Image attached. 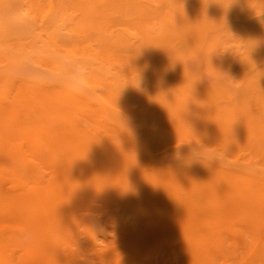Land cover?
Returning a JSON list of instances; mask_svg holds the SVG:
<instances>
[{"label": "rangeland", "instance_id": "rangeland-1", "mask_svg": "<svg viewBox=\"0 0 264 264\" xmlns=\"http://www.w3.org/2000/svg\"><path fill=\"white\" fill-rule=\"evenodd\" d=\"M0 1H4V0H0ZM34 1L35 2L37 1L35 7L30 5L31 0H18V2H20L19 5L17 4L16 0H15V2H14V0H5L4 2H0V14L3 13L2 15H0V21L3 22L2 23L3 25L7 24V21L11 22L12 23V29L17 31V32H14V30H12V32H14V34L12 32H10L12 34L7 35L8 36V37L6 36L7 38L5 37L6 39H8L9 37L11 39L8 41H6V39H5V42H4V44L6 43L5 46L8 43V47L11 48V47H13V44H15V43H16V45L20 46L21 45L20 43L25 42L24 44L22 43L24 46L23 45L20 46V49H21V47H23L24 50L21 49L18 51L19 47L15 45L13 47L14 49L13 48L11 50L9 48H8L9 50L5 49L7 52H9V53H7V52H4L5 50L1 51L2 49L0 48V52H2V54H3V55H0V56H3V57H1V59H4V60L0 59L1 60L0 61V67H1L0 72H2V74H3V71L5 72V75L4 74L2 75L0 73V78H1L0 80H3L4 77H6V76L12 77L13 75H16V73H17L16 77L13 76L14 80L12 77L11 84L9 85L10 88L8 86V90L4 92L5 94L4 93L0 94V117H2L1 114H3L4 115L3 117H5L7 120L9 119L10 123L15 122V121L18 123L20 121L18 128L16 129V132H15L16 137L12 141V143L15 146H16V144H18L16 147L20 153L23 151L21 153V158H20L21 161L23 159V161H22L23 164L21 163L17 166V169L19 168L18 171H20V172L15 171L16 172L15 173L12 171H5L3 174L0 175V182L3 185H5L6 182L22 175L23 173H24L23 176L29 178L31 181L37 180L40 183H47L50 181L49 171L46 170L43 162L40 159H37L36 157H34L32 155V153L30 152V148L28 146V142L26 140H24L23 135H22V132H24V128L26 127V124H24V123L27 120L26 118H23V117H27L28 113L22 112L20 114L17 113V115H15L16 114L15 111L17 110L16 108L18 107V104L20 103L19 96L16 95V97H15V94H18L20 88L22 89L23 87L24 88H30L31 87L33 89H38V90L39 89L40 90H48L51 87L54 88L56 85L57 86L61 85L66 80L74 81V80H77L78 78L84 79V83H86L85 84V86H86L93 79V74H94L93 71L94 72L98 71L100 74H104L107 84L109 83L105 87L104 86L101 87L102 95L104 94L105 97L106 96L109 97V94H113L112 96H116V95H119V93H121V91L123 89H125L128 92L129 91L132 93L134 92L133 94L136 95V98L140 99L139 102L142 103L143 105L135 107L131 112H128L126 115L124 114V115H120V116H118L117 110H112L113 112L111 111L110 113L114 116H113V118L109 119L112 123L109 120H106V122H104L103 119H101V118H95L97 115V112L93 108H92L93 110L91 108L90 109L88 108V110H84L86 112L85 114L75 113V112L69 111L68 114H69L72 122L73 121L75 122V127L82 126L86 129L89 128L88 129L89 133L93 134L97 141H99L101 144H103L106 149L112 150L116 154L113 157L104 156L100 159H97V158L91 159L87 162V164H98L99 163L102 166L105 165V166H108L110 168L113 167L115 175L117 177H119L120 180L126 181L127 179H130L131 177L133 180H135L136 178L140 177L141 174L145 173V170L141 167L140 160L130 150L131 149L130 146L122 138H120L119 133L117 131H115V127L116 126H122V128H124V126L130 125L132 128L135 129V131L138 133L139 136L143 135L146 137V149H147L146 150L147 151V153H146V166H147L146 167V170H147L146 171V177H148V178H146L147 179L146 180V185H147L146 186V202H144V200H135L134 202L128 201L127 204L121 202L119 204L112 206V210H110V211L111 212L113 211L112 212L113 214H115V215L117 214L116 216L119 219H122L126 224H129L130 226L134 225L133 218L136 215V212L138 209H140V211L144 210V209H148V210H146V220L150 221L149 223H152L155 225L161 220V218L163 216V212H167L169 215H173L175 217L176 223H177V221L178 222L181 221L182 217L190 209L191 210L194 209V211L196 209L199 210V211H197V210L195 211L197 214L202 211L201 212L202 215H205V212H206V215H209L208 211L210 214H213L214 212H215V214L216 213L223 214L226 219L222 218V220L220 222H221V225H223V227L224 226L226 227V228L224 227L226 230L225 229H224L225 231L222 230V233L221 232L219 233L217 240L213 241V242H216V244L213 243L211 246L208 247L207 252H209L210 255H209V253L207 254V257L204 259L205 263L203 261V264H207V262H208V264H212V261H213V264H240V263L245 264V260H246L247 256H249V255L254 256L252 258V264H260L261 262H258V260L255 258V256H256L255 253H257L256 252L257 251L256 250L257 244H260V247H262V246L264 247V228H263L264 227L263 226L264 225V218H262V216L264 215V211H263L264 210V200H263L264 199V181H262V180H264V177L261 176V174L264 173V168H263L264 167V155H263L264 154V139L260 140L262 137L264 138V136H263L264 135V127H263L264 126L263 125L264 124V113H262V112H264V97H263L264 96V60H263L264 59V44H263L264 43V23H263L264 22V0H241V1L240 0H237V1L236 0H228V2L231 5L227 2V0H203L204 2H202V4H200L202 0H188V2H187V0L186 1L185 0H183V1L182 0H175V2H174V0H162V3H161V0H149V1L148 0H141V1L135 0L136 2L140 1V3H138L139 5H137V3L135 1H134L135 3H132L133 0H127V2H126V0H124V2H123V0H108L107 3H106L107 0H103L105 5L102 2V0H98V1L97 0L96 1H94V0H57V1L53 0L54 5L50 9H49V5L51 3V0H33V2ZM118 1H119V3H118ZM171 1H173V2H171ZM192 1H194L193 4H190V3H192ZM199 1H200V3H197ZM93 2H95V4H93ZM96 2H98V3H96ZM159 2L162 4V6H161V4H159ZM206 2H208L209 4ZM237 2H238V4H236ZM65 3H67V4L64 5ZM157 3H158V6H156ZM170 3H171V5H169ZM188 3H189V5H187ZM121 4L123 6H121ZM227 4H229L230 6ZM239 4H241V5H239ZM58 5H59V7H58ZM92 5H93V7H92ZM99 5H100V8H99ZM184 5H186V6H184ZM237 5H239L238 6L239 10H238V7L236 10ZM19 6H22V8ZM120 7H121V11L119 12ZM122 7H124V8H122ZM18 8H20L21 10ZM125 8L127 10H125ZM183 8H185L186 12H184ZM57 9L60 11V13ZM99 9H101V10H99ZM122 9H124V10H122ZM13 10H15V11H13ZM90 10H92L94 12H92ZM128 10H130V11H128ZM142 10L144 11V13L142 12ZM167 10L169 11V14H168ZM235 10H236V12H235ZM111 11H113V12H111ZM145 11H147L148 14L150 12V14L149 15L146 14ZM156 11H158L157 14H156ZM163 11H165V12H163ZM208 11H209V13H208ZM26 12L27 13L29 12V13L27 14ZM105 12H107V13H105ZM129 12L133 18L128 14ZM177 12L178 13L183 12V13H181L183 16H181L180 14H177ZM206 12H207V15L205 14ZM210 12L212 14L213 13L216 14V16L213 15V16H215V17H213ZM92 13H95V14L92 15ZM121 13H122L123 17H121ZM133 13L135 16L133 15ZM217 13H218V15H217ZM102 14H103V16H102ZM116 14H118V16ZM123 14H125V15H123ZM144 14H146L147 16H145ZM219 14L221 16H219ZM28 15H30L31 17ZM128 15L130 16L131 19L128 18L129 17ZM152 15L155 16L156 20L153 19ZM34 16H38L39 19L37 18V20H36V17L34 18ZM41 16H44L43 20H42ZM95 16L97 17V19L95 18ZM138 16H139V18H138ZM148 16H150V18L151 17L152 18L149 19ZM180 16H181V18H179ZM237 16H239V18ZM240 16H241V18H240ZM142 17H145V18H143L144 20H146V19L148 21L152 20V19L153 20L148 22V23H147V20L138 22L140 19L142 20ZM166 17L171 18V19L173 18L172 20L170 19L173 25L170 24V22H168L169 20ZM248 17H249V19H248ZM46 18H50V19L52 18V19L51 20L48 19L49 20L48 21V20H45ZM232 18H234V19L232 20ZM237 18H238V20H237ZM32 19H34V20H32ZM84 19L86 20V22H84L85 21ZM177 19H180V21L178 20L179 21L178 22ZM39 20H40V22L42 21L41 24H40ZM99 20H101V21H99ZM161 20H163V21H161ZM227 20H228V22H227ZM230 20H231V23H232V21H233V23H235L236 21L239 22V20L241 23L239 25V23L236 22V24H233V26H234V28H233L231 23H230ZM234 20H236V21H234ZM243 20H245V21L243 22ZM78 22H80L81 24ZM143 22H144V24H143ZM167 22L170 24V26H169V24H167ZM48 23H50L48 25V27H45ZM84 23H86L87 26ZM78 24L80 25V27ZM259 24H261V25H259ZM26 25H28V27H30V28H28ZM51 25L53 26L52 30H50L52 28ZM149 25L151 26V28ZM19 26H22V28ZM225 26H227V28ZM243 26H244V28H243ZM26 27H27V29H26ZM140 27H143V28L145 27L146 29L145 28L144 29L146 31H144L143 28L140 29ZM153 27H155V29H153ZM163 27H164V29H163ZM165 27H168V28L165 29ZM170 27L173 31H171V29L169 30ZM179 27H180V29H179ZM229 27H232V29ZM74 28H76V30H73ZM225 28H226V30H225ZM149 29L152 30L153 32H151ZM32 30H35V33H34V31H33V33H31ZM161 30L163 31L162 33H161ZM177 30H179V31L177 32ZM46 31H48L47 35L44 34ZM120 31L123 33V36L121 33H119ZM142 31H144V32H142ZM102 32H104V33H102ZM110 32H111V34H110ZM115 32H118V34H115ZM30 33H31V35H34L35 38L32 39L33 36H31ZM71 33H73V34H71ZM161 34L162 35L164 34V36H162ZM231 34H234L233 37L236 36V38H232ZM229 35H230V37H228ZM22 36H24V37H22ZM63 36H66V37H63ZM226 36H227V38H226ZM60 37H63V38H60ZM114 37H115V40H114ZM12 38H14V39H12ZM118 39H120V40L118 41ZM150 39L153 43H155V45H159L160 47L159 46L156 47L150 41ZM187 39H190V40H187ZM234 39L237 41L235 42ZM257 39H260V40L257 41ZM51 40L56 44L55 46L52 44ZM111 40H114V41L117 40V41L114 42ZM185 40H187V41H185ZM255 40L257 43H259L260 46L257 45ZM20 41H22V42H20ZM98 41H101V42H98ZM184 41L186 43H184ZM17 42L19 44H17ZM117 42H120V43H117ZM50 43H51V46H50ZM105 45L107 47L106 48L107 50L105 49ZM119 45H121V46H119ZM124 45H126V47ZM38 46H39L40 50L39 49L37 50ZM177 46H179L178 48H181V49L178 50ZM17 47H18V49H16ZM145 47L152 50V52L150 50H147V49L144 50ZM6 48H7V46H6ZM129 48H132V49H129ZM141 48H143V49H141ZM153 49H154V51H153ZM231 49H233V50H231ZM254 49H255V51H254ZM22 50H23V52H22ZM25 50H27V51H25ZM113 50H114V52H113ZM156 50H158V51L163 50L164 54L161 52H157ZM165 50H166V52H165ZM14 51H16V52H14ZM179 51H181V52L179 53ZM252 51H254L255 53ZM54 52L56 54H54ZM168 52H169V54H168ZM231 52H233V55H231L232 54ZM5 54L8 55V57ZM46 54H47V56H46ZM50 54L51 55L53 54L55 56L54 57L55 59L53 58V55L51 58ZM28 56H30V59ZM66 56H67V58H66ZM82 56H83V59H82ZM241 56H243L244 58L243 57L241 58ZM254 56L256 59L254 58ZM5 57H7V58H5ZM16 57H18V59H15ZM61 57H63V58H61ZM163 57H164V60L162 59ZM228 57H230V58H228ZM20 58H21V60H19ZM91 58H93V59H91ZM61 59H62V61H61ZM63 59H65V60L63 61ZM85 59H87L88 62ZM166 59H168V62H166ZM226 59H227V61L230 60V62H227ZM242 59H244V60L246 59V61H244ZM178 60H180V61H178ZM8 61H11V62L8 63ZM15 61L18 62V64H16ZM51 61H56L54 66L52 65ZM255 61H256V63H254ZM234 63L236 65H234ZM232 65H233V67H232ZM244 65H246L245 68H244ZM168 66L169 67L171 66V67L169 68ZM251 67H253V68H251ZM77 68H78V70H77ZM96 68H99V69H96ZM243 68H244V70H243ZM54 69L56 71L53 72ZM226 69L227 70L229 69V70L227 71ZM231 69H232V71H231ZM44 70H45V72H44ZM76 70H77V72H75ZM187 70H189V72ZM62 72L67 73V78H65V75L61 74ZM190 72H191V74H190ZM197 72H198V74H197ZM237 72H239V73H237ZM241 72H242V74H241ZM253 72H254V75L252 74ZM6 73L9 75H7ZM40 74H41V77H47V79L39 77ZM47 74L49 76L50 75L54 76V78L51 79L50 78L51 76L49 77V76H47ZM193 74L196 76H193ZM262 74H263V76H262ZM70 75H72L73 77H76V78L74 79L72 76L70 77ZM170 75L173 77H170ZM181 75H182V78H181ZM198 75H199V77H198ZM218 75H219V77H218ZM255 75L257 78L254 77ZM25 76L29 77V78H25ZM178 76H179V78H178ZM258 76L259 77L262 76L261 77L262 79L259 80L260 78ZM49 78L53 81H50ZM167 78H168V80H165ZM247 78L249 80H247ZM60 79H61V82H60ZM180 79L182 82H180ZM192 79H196L199 81H196V80L193 81ZM257 79H258V82H260L261 84L256 82ZM55 80H59V81H57L58 83L55 82ZM186 80L188 82H185ZM189 80H190L191 84H189ZM201 81L204 85L199 84ZM183 82L186 84L184 85ZM195 82L196 83L198 82L197 85ZM27 84L29 87L27 86ZM168 84L170 87L166 86ZM194 85L196 86V88ZM88 86L89 85H87V87ZM186 86H187V88H186ZM165 87H169V88L167 89ZM192 87H193V89H192L193 91L190 90V88H192ZM204 88H206V89H204ZM135 89L138 91H136ZM185 89H188L191 92L188 90L186 91ZM108 90H112L114 93L112 91H110L111 92L110 93ZM198 90H200L201 93H199L200 91H198ZM208 91H210V93ZM217 91H219L221 94H218L219 92H217ZM193 92H195V94ZM214 92H216L217 94H215ZM183 93H185V94H183ZM189 93H190V95H188ZM197 93H198V97L201 100L198 97L197 98L195 97V96H197L196 95ZM205 95L209 96V97H207L208 101L206 99H204L206 97ZM153 97H154V99H153ZM116 99H117V97H116ZM172 99L177 100V101L179 100V102L185 101L184 103H186V104L183 105V102L182 103L178 102L179 104H181V105H179L177 103V101L175 103V101L173 102ZM181 99H182V101H181ZM195 99H198L199 101L198 100L195 101ZM119 101L117 103H119ZM156 101H157V103H156ZM204 101L206 102V103H204V105L207 106V109H206V106H203ZM161 103H164L165 105L161 104ZM156 104L159 105L158 107L160 109H158ZM190 104L191 105L193 104L192 107ZM211 104L214 105V107L215 106L216 107L214 108ZM161 105H163V106H161ZM174 105L178 106L179 108L175 107ZM12 107H14V108H12ZM149 108H151L150 111H149ZM152 108L153 109L155 108V110H153ZM253 108H254V110H252ZM185 109H187V111ZM176 110H178V111H176ZM212 110H214V111H212ZM216 110L217 111L220 110L221 115L219 114V111L217 113L219 115H217ZM240 110H242L244 112H241ZM245 111H248V112L245 113ZM250 111L252 112V115H251L252 119L249 116L251 113ZM94 113H96V114H94ZM242 113L243 114L245 113L244 117H243V115L241 116ZM142 114H146V118H147L146 124H141L140 121L136 120L137 116H140ZM155 114L157 115V117ZM161 114H162V117H161ZM192 114H194V115H192ZM14 115H15V117H14ZM177 115L179 116V119H177L178 118ZM199 115L202 117H200ZM130 116H131V118H130ZM212 116H214L216 119L214 120V117L211 119ZM87 117L98 120V121H102V123L98 126L99 129L96 128V130H94L95 129L94 126L91 125L92 123L87 120ZM155 117H156V119H155ZM190 117L193 119H197V121L193 120V119H191L189 121ZM236 117H238V119H235ZM15 118H16V120H15ZM152 120L155 121V123L154 122L152 123ZM182 120L183 121L185 120V121L180 123L179 121H182ZM186 120H188L187 121L188 124L186 123ZM243 120L245 122L249 123L248 128L245 127L247 125L246 123L242 124V123H244ZM249 120H250V122H249ZM218 121H220L222 123L225 122V123L221 125V123ZM69 122H71V121L69 120L67 123L61 122V124H60V122L59 123L54 122L53 125H51L49 128H47L49 130L46 129V131H44V133L42 135L43 137L45 136L44 140L46 141V142L43 141L46 145L45 144L42 145L43 146L42 149L44 150V152L51 149V148H54L55 146H61L62 147L63 145H65L67 143L66 137L69 134H71L70 128L74 127V125L71 126V124H73V123H69ZM119 122H120V124H119ZM171 122H173V123H171ZM202 122H204V124ZM210 122H211V124H210ZM55 123L58 125L56 126ZM190 123H192V124H190ZM135 124H137V125L135 126ZM212 124H214L216 126V128H214V126ZM216 124H218V125H216ZM225 124H226V127L224 126ZM154 125H156V126H154ZM184 125H187V126H184ZM210 125H212V126H210ZM237 125H238V127H236ZM239 125H240V127H239ZM87 126H89V127H87ZM91 126H93V127H91ZM196 126L198 128H196ZM206 126H208V127H206ZM110 127H112V128H110ZM180 127H182V128H180ZM210 127H212V130H214L215 133H214V131H212L210 129ZM242 128H244V130ZM20 129L23 131L20 132ZM174 129H175V131H174ZM97 130H99V131H97ZM185 130H187L188 133ZM218 130H219V132H218ZM178 131H180V132L182 131V132L180 133ZM184 131L186 132V134ZM200 131H202L203 133ZM221 131H223V132H221ZM241 132H242L243 136H241V134H240ZM248 132L250 134H248ZM244 133H246L248 136H246V135L244 136ZM48 135L50 136V138L47 137ZM214 135H216V136H214ZM187 136H189L190 138ZM195 136H196V138H194ZM259 136H261V137H259ZM235 137H237V139H235ZM251 137H253V139ZM191 138H192V140H191ZM197 138L199 141L197 140ZM200 138H201V140H200ZM218 138L221 140H219ZM222 138H224L225 140ZM243 138H245V139H243ZM249 138L251 139V141ZM120 139H121L122 144H120V142H119ZM242 139H243V142H242ZM52 140L54 142H52ZM184 140L186 141V143ZM116 141H117V143H116ZM148 141H151V144H153V142H155L153 145L154 146L153 148L155 150H153V148L151 149L152 146L150 145V143ZM209 141H211V142H209ZM212 141L215 142V144ZM232 141H235V143H237V144L239 143V141H241L242 144L239 143L238 145H236V144H233ZM50 142L52 143V145L54 144L55 146L53 145V147H52L50 145L51 144ZM144 142L145 141H143V143ZM187 142H188V144H187ZM59 143H60V145H58ZM147 143L149 145H147ZM157 143H158V146H157V148H155ZM189 143H190V145H189ZM198 143H200V144H198ZM118 144H120L121 147L123 146L122 149H121L120 145L118 146ZM176 144H178V145H176ZM179 144H180V146H179ZM48 145L50 146V148L48 147ZM188 145H189V147H188ZM192 145H195L196 147L193 146L194 147L193 148ZM198 145H199V148H197ZM124 146L127 148H125ZM20 147H22V148H20ZM179 147H181V148H179ZM214 147H217V148H214ZM118 148L120 149L121 152L119 151ZM186 148H187V150H186ZM191 148L195 151H193ZM227 148H228V150L226 151ZM203 149H206V150H203ZM212 149H214V150H212ZM224 149H225V151H224ZM126 150H128V151H126ZM152 150L155 153H153ZM165 150H167V151H165ZM207 150H208V152H206ZM220 150L224 151V153H222V151H220ZM157 152L159 155L157 154ZM161 152H164V153H161ZM195 152H197L199 155L195 154ZM227 152H229V154ZM252 152L254 153V155ZM173 153L177 154V156H175ZM183 153H184V155H183ZM208 153H209V155H208ZM147 154L151 155V157L150 156L148 157ZM153 154H154V156H152ZM214 154H216L218 157H216V155H214ZM168 155H169V157H167ZM202 155H204V156L207 155L208 157L207 156L203 157ZM249 155H251L250 159H249ZM209 157H211V158H209ZM247 157H248L249 161L246 160ZM126 158H129V160ZM184 158H186L187 160ZM216 159L218 161L215 162ZM221 159H223V160H221ZM127 160H128V162H127ZM194 160L197 162L193 163V162H195ZM204 160L207 162V164ZM135 161H137V162L134 163ZM181 161L186 163V164L182 163ZM202 162H203V165H202ZM218 162H222V163L219 164ZM148 164H149V166H148ZM176 164H177V166H176ZM204 164H205V167H204ZM229 164H230V166H229ZM233 164H235V165H233ZM132 165H134V168H132L133 167ZM138 165H140V166H138ZM154 165H158V167L157 166L155 167ZM260 165H263V167ZM257 166L259 167V171L257 170L258 169ZM20 167H22L23 169ZM136 167H138V168L136 169ZM247 167L250 169H248ZM174 168H175L176 172L173 170ZM156 169H158V170L160 169V171L163 172L162 184H160V185L159 184L155 185L153 183V180H151V179L155 178V176L158 172V170H156ZM251 169H253V172ZM260 169L263 171V173H262V171H260ZM126 170L127 171L129 170V171L127 172ZM223 170L225 172H223ZM149 171L151 174H148ZM186 171L188 174L190 172H192V174L191 173H190V175L185 174ZM21 172H23V173H21ZM233 172H235V173H233ZM242 172L244 174H242ZM195 173H196V175H193ZM34 174L36 176H34ZM169 174H171L170 178H172V179H169ZM129 175L131 177H129ZM176 175L179 177H177ZM201 175H203V176L201 177ZM236 175H238V176H236ZM245 175H247V176H245ZM258 175H260V176H258ZM187 177H188V179H187ZM189 178L190 179L192 178V179L189 180ZM230 178L232 179L231 181L229 180ZM182 179H184V180H182ZM186 179H187V181H185ZM166 180L173 185L170 184L171 185L170 186ZM148 181L152 182V183H150V184L148 183L149 184L148 185L147 184ZM184 181L186 183L187 182H190V183L186 184ZM212 181H213V183H212ZM219 181L220 182L222 181L223 184L225 183V185H223ZM176 182H179V183H176ZM209 182H211V184H209ZM164 183H168V184H164ZM163 184H164V186H163ZM184 184L189 185V186L186 187V185H184ZM196 184H198L199 187H197ZM193 185H195V186H193ZM76 186H77V189H82L83 185L81 184V182H78L74 185L75 188H76ZM5 188L8 191L12 190L10 188V186H8V185H5ZM187 188H188V191L186 190ZM153 189H154V191H153ZM121 190L126 193L127 191H129V188L126 187V185H124L121 187ZM199 191H201V192H199ZM128 194L131 196L130 192H128ZM187 194H189L191 197ZM259 194L261 195L262 200H261V197ZM203 195H205V196H203ZM201 196H203L204 200L201 198ZM135 197H136V195H134L131 200H133ZM154 197H156V198H154ZM192 197L195 199H193ZM147 198H149V199H147ZM150 198H152V199L154 198L153 201H155V202H151L152 199H150ZM208 198H212V199L209 200ZM214 199H215V201H214ZM92 200H94L93 204L98 209L99 208L102 209L103 212L109 211L108 206L106 204H104L101 199L92 198ZM196 200L198 202H195ZM257 200H259V202H261V203H259ZM147 201H149L150 203ZM209 201L212 204V206L209 203ZM203 202H204V205H206V206H204L202 204ZM236 202H238V203H236ZM239 202L242 204V206L245 205L244 206L245 208L242 207L241 205H239L240 206V208H239L238 207V204H240ZM196 203L199 205L196 206ZM145 204H146L147 208L144 207ZM164 204H166L167 206H165ZM259 204L263 208L256 207V206H259ZM149 205L151 208L149 207ZM200 205L203 206L207 211L205 209L204 210L200 209L201 208ZM209 205L214 209L210 208ZM214 205L216 206V210H215V207H213ZM234 205L236 207H234ZM189 207H191V208H189ZM197 207H199V208H197ZM126 208H127V210H126ZM184 208H186V209H184ZM125 210L128 212V214H127V212H125ZM153 210L155 212H153ZM210 210H212V211L210 212ZM218 210L221 212H219ZM230 211L236 212V213L231 214ZM203 212H204V214H203ZM238 212H240L241 214L244 213V215H241ZM129 213H131V214H129ZM245 213H247V214L245 215ZM201 214H199V215L201 216ZM255 214H257V216ZM94 215H95L97 220L99 219L103 222L104 225L106 224V217L98 214L100 216V218H99V216L97 214H94ZM232 215L235 217H233ZM248 216H250V217H248ZM128 217H129V219H128ZM255 217H256V219H255ZM224 220H225V222H224ZM252 220H255V221H252ZM222 221H223V223H222ZM250 221H252V222H250ZM256 221L258 223L260 222V224L263 223V225L261 224L263 227L259 226L260 228H258L259 224ZM227 222H228V224H231L232 228L234 227L236 229H234V228L232 229L230 227V225L229 226L226 225ZM229 222H231V223H229ZM245 222H248V223L250 222L249 223L250 226L248 223H245ZM201 223H202V221H201ZM241 223H243V224L245 223V224L243 225ZM252 223L255 224L256 226H254ZM184 225L188 230L193 229V223L187 222V223H184ZM202 225L203 226L205 225L204 222L201 224V226ZM107 226H108L107 227L108 232L112 233V226L109 224ZM191 226H192V228H189ZM227 227H228V229H227ZM203 228L207 229L206 226H204ZM242 229H244V230H242ZM157 231H158V228H156V226H154V225L148 226L147 225L146 229L144 230V235H146L147 238H150V236L152 238L154 236V234H156ZM229 231H231V233H229ZM235 232L236 233L238 232L239 234H236ZM14 233H16L15 230H14ZM223 234H225L226 236ZM242 234H244V235H242ZM226 237L228 239H225ZM239 239L241 241H239ZM235 243H236V245H235ZM244 243H247V244L249 243L248 247H247V244H244ZM224 244H225V247H224ZM229 244L231 247L229 246ZM213 245H215V246H213ZM79 246H85V244H84V241L82 239L81 234H79V231H78V234L76 235V237H74L72 240L69 241V247H70V250L74 254H78V247ZM219 246H221V247H219ZM223 248H225V249L223 250ZM226 252L228 253V256H227ZM212 257H214V258H212ZM189 259H190V253L188 251H181V252H178L176 254L170 255V257L168 258V263L169 264H190ZM93 261L98 263V264L100 263L98 259H93Z\"/></svg>", "mask_w": 264, "mask_h": 264}, {"label": "bare ground", "instance_id": "bare-ground-1", "mask_svg": "<svg viewBox=\"0 0 264 264\" xmlns=\"http://www.w3.org/2000/svg\"><path fill=\"white\" fill-rule=\"evenodd\" d=\"M5 1V0H4ZM4 1H0V2H4ZM17 1V4L19 5L20 2ZM57 1V0H56ZM96 1V0H94ZM98 1V0H97ZM135 0H133L132 3ZM141 1V0H140ZM136 2L137 5H139ZM149 1V0H148ZM183 1V0H182ZM186 1V0H185ZM237 1V0H236ZM241 1V0H240ZM15 2V0H14ZM37 2V1H36ZM36 2L33 0H31V6L35 7L36 6ZM65 2V1H64ZM103 2V0H102ZM108 2V0L106 1V3ZM124 2V0H123ZM127 2V0H126ZM166 2V1H165ZM173 2V1H171ZM175 2V0H174ZM188 2V0H187ZM194 1H192L193 4ZM196 2V1H195ZM202 2H204L203 0L197 3L202 4ZM226 2V1H225ZM228 2V0H227ZM239 2V1H238ZM238 2L236 4H238ZM88 3V2H87ZM98 3V2H96ZM104 3V2H103ZM102 3V4H103ZM119 3V1H118ZM162 3V0H161ZM159 2V4H161ZM177 3V2H176ZM189 3L187 5H189ZM208 3V2H206ZM229 3V2H228ZM246 3V2H245ZM244 3V4H245ZM67 3H65L64 5H66ZM89 4V3H88ZM93 4H95V2H93ZM123 4V3H122ZM121 4V6H123ZM126 4V3H125ZM153 4V3H152ZM209 4V3H208ZM230 4V3H229ZM227 4V5H229ZM233 4V3H232ZM243 4V5H244ZM21 5V4H20ZM54 5V1L51 0V3L49 5V9L51 7H53ZM60 5V4H59ZM58 5V7H59ZM87 5V4H86ZM101 5V4H100ZM99 5V8H100ZM105 5V3H104ZM108 5V4H107ZM134 5V4H133ZM132 5V6H133ZM171 5V3L169 4ZM178 5V4H177ZM199 5V4H198ZM231 5V4H230ZM229 5V6H230ZM241 5V4H239ZM236 6V10L237 7ZM81 6V5H80ZM85 6V5H84ZM96 6V5H95ZM128 6V5H127ZM158 6V3L157 5ZM160 6V5H159ZM162 6V4H161ZM181 6V5H180ZM186 6V5H184ZM22 8V6H19ZM66 7V6H65ZM68 7V6H67ZM91 7V6H90ZM93 7V5H92ZM104 7V6H103ZM109 7V6H108ZM126 7V6H125ZM170 7V6H169ZM168 7V8H169ZM232 7V6H231ZM2 8V7H1ZM26 8V7H25ZM63 8V7H62ZM102 8V7H101ZM110 8V7H109ZM119 8V7H118ZM124 8V7H122ZM127 8V7H126ZM125 8V10H127ZM161 8V7H160ZM182 8V7H181ZM206 8V7H205ZM220 8V7H219ZM226 8V7H225ZM249 8V7H248ZM3 9V8H2ZM20 9V8H18ZM68 9V8H67ZM84 9V8H83ZM106 9V8H105ZM137 9V8H136ZM184 12L185 11V8ZM211 9V8H210ZM21 10V9H20ZM58 10V9H57ZM101 10V9H99ZM112 10V9H111ZM124 10V9H122ZM159 10V9H158ZM205 10V9H204ZM235 10V12H236ZM239 10V7H238ZM245 10V9H244ZM11 11V10H10ZM15 11V10H13ZM17 11V10H16ZM23 11V10H22ZM59 11V10H58ZM92 11V10H90ZM89 11V12H90ZM117 11V10H116ZM121 11V7L119 12ZM130 11V10H128ZM132 11V10H131ZM168 11V10H167ZM4 12V11H3ZM8 12V11H7ZM94 12V11H92ZM113 12V11H111ZM123 12V11H122ZM127 12V11H126ZM125 12V13H126ZM142 12L144 13V11L142 10ZM141 12V13H142ZM146 14L147 11H145ZM158 11H156L157 14ZM165 12V11H163ZM172 12V11H171ZM212 12V11H211ZM210 12V13H211ZM230 12V11H229ZM241 12V11H240ZM16 13V12H15ZM27 13V12H26ZM29 13V12H28ZM27 13V14H28ZM47 13V12H46ZM60 13V11H59ZM107 13V12H105ZM142 13V14H143ZM173 13V12H172ZM181 13L183 12H177V14H180L181 16H183ZM209 13V11H208ZM225 13V12H224ZM3 14V13H2ZM0 14V15H2ZM12 14V13H11ZM48 14V13H47ZM95 13H92V15ZM104 14V13H103ZM102 14V16H103ZM130 15V12L128 13ZM146 14H144L145 16H147ZM150 14V12H149ZM148 14V15H149ZM155 14V15H156ZM169 14V11H168ZM207 15V12L205 13ZM212 14V13H211ZM235 14V13H234ZM233 14V15H234ZM244 14V13H243ZM25 15V14H24ZM44 15V14H43ZM90 15V14H89ZM106 15V14H105ZM111 15V14H110ZM118 16V14H116ZM125 15V14H123ZM127 15V14H126ZM128 15V16H129ZM134 15V13H133ZM143 15V16H144ZM209 15V14H208ZM216 14H212V16ZM218 15V13H217ZM5 16V15H4ZM27 16V15H26ZM30 16V15H28ZM91 16V15H90ZM131 16V15H130ZM130 16L128 18H130ZM135 16V15H134ZM153 16V15H152ZM172 16V15H171ZM181 16L179 18H181ZM202 16V15H201ZM211 16V17H212ZM213 16V17H215ZM219 16H221L219 14ZM247 16V15H246ZM31 17V16H30ZM36 17V20L38 18V16H34V18ZM42 20L44 19V16H41ZM48 17V16H47ZM88 17V16H87ZM86 17V18H87ZM107 17V16H106ZM121 17L122 13H121ZM132 17V16H131ZM149 19L150 16H148ZM168 17V16H167ZM166 17V18H167ZM218 17V16H217ZM235 17V16H234ZM239 18V16H237ZM3 18V17H2ZM95 18L97 19V17L95 16ZM101 18V17H100ZM133 18V17H132ZM135 18V17H134ZM137 18V17H136ZM139 18V16H138ZM142 17V20L140 19L138 22L141 21H146L144 20ZM176 18V17H175ZM237 18V20H238ZM241 18V16H240ZM246 18V17H245ZM39 19V18H38ZM50 18H46L45 20H48ZM52 19V18H51ZM50 19V20H51ZM83 19V18H82ZM81 19V20H82ZM91 19V18H90ZM127 19V18H126ZM131 19V18H130ZM129 19V20H130ZM153 19H155V16H153ZM152 19V20H153ZM170 22V24H172L171 18H167ZM171 19V20H170ZM234 18H232L233 20ZM249 19V17H248ZM247 19V20H248ZM34 20V19H32ZM35 20V21H36ZM80 20V19H79ZM85 20V19H84ZM83 20V21H84ZM104 20V19H103ZM125 20V19H124ZM152 20H147V23L152 21ZM156 20V19H155ZM165 20V19H164ZM180 21V19H177V21ZM49 21V20H48ZM56 21V20H55ZM54 21V22H55ZM82 21V22H83ZM101 21V20H99ZM136 21V20H135ZM163 21V20H161ZM178 21V22H179ZM236 21V20H234ZM245 20H243L244 22ZM40 22V20H39ZM42 22V21H41ZM40 22V24H41ZM74 22V21H73ZM86 22V20L84 21ZM88 22V21H87ZM155 22V21H154ZM160 22V21H159ZM167 22V24H169ZM228 22V20H227ZM237 22V21H236ZM230 23L232 25V27L234 28L233 24ZM242 22V23H243ZM3 22L0 21V48L2 49L1 51H4L5 49L7 50L8 47V43H7V48L4 44L5 39L8 37L7 35L9 34H14L15 31L14 29H12V23L7 21V24H2ZM52 23V22H51ZM80 23V22H78ZM165 23V22H164ZM240 25V20L239 22ZM255 23V22H254ZM262 23V22H261ZM264 23V22H263ZM262 23V24H263ZM50 23H48L45 27H48ZM66 24V23H65ZM64 24V25H65ZM81 24V23H80ZM86 25V23H84ZM144 24V22H143ZM155 24V23H154ZM166 24V25H167ZM169 24V26H170ZM29 25V24H28ZM28 25H26L28 27ZM79 25V24H78ZM77 25V26H78ZM90 25V24H89ZM157 25V24H156ZM173 25V24H172ZM225 25V24H224ZM261 25V24H259ZM52 26V25H51ZM50 26V27H51ZM87 26V25H86ZM141 26V25H140ZM150 26V25H149ZM168 26V27H169ZM228 26V25H227ZM227 26H225L227 28ZM230 26V25H229ZM18 27V26H17ZM22 28V26H19ZM25 27V26H24ZM26 27V29H27ZM55 27V26H54ZM80 27V25H79ZM85 27V26H84ZM89 27V26H88ZM96 27V26H95ZM168 27H165V29H167ZM176 27V26H175ZM232 27H229L232 29ZM236 27V26H235ZM30 28V27H28ZM91 28V27H90ZM103 28V27H102ZM143 27H140V29H142ZM145 28V27H144ZM143 28L144 31H146ZM149 28V27H148ZM151 28V26H150ZM177 28V27H176ZM225 28V30H226ZM238 28V27H237ZM244 28V26H243ZM32 29V28H31ZM53 29V26L50 30ZM126 29V28H125ZM128 29V28H127ZM153 29H155V27H153ZM164 29V27H163ZM171 29V27L169 28V30ZM180 29V27H179ZM12 30H14V32H12ZM49 30V31H50ZM61 30V29H60ZM73 30H76V28H74ZM120 30V29H119ZM123 30V29H122ZM150 30V29H149ZM247 30V29H246ZM25 31V30H24ZM35 33V30H32L31 33ZM63 31V30H62ZM66 31V30H65ZM125 31V30H124ZM129 31V30H128ZM142 31V32H144ZM148 31V30H147ZM151 32H153L152 30H150ZM149 31V32H150ZM166 31V30H165ZM171 31H173L171 29ZM176 31V30H175ZM179 30H177L178 32ZM228 31V30H227ZM12 32V33H10ZM83 32V31H82ZM155 32V31H154ZM163 31L161 30V33ZM176 32V33H177ZM236 32V31H235ZM246 32V31H245ZM249 32V31H248ZM30 33V35H31ZM74 33V32H73ZM71 33V34H73ZM85 33V32H84ZM83 33V34H84ZM104 33V32H102ZM119 33L122 34L123 33L120 31ZM129 33V32H128ZM132 33V32H131ZM134 33V32H133ZM180 33V32H179ZM45 35L48 34V31H46L44 33ZM111 34V32H110ZM115 34H118V32H115ZM140 34V33H139ZM144 34V33H143ZM16 35V34H15ZM96 35V34H95ZM94 35V36H95ZM131 35V34H130ZM136 35V34H135ZM134 35V36H135ZM162 35V34H161ZM178 35V34H177ZM234 34H231L232 38H236V36L233 37ZM260 35V34H259ZM7 36V37H6ZM28 36V35H27ZM33 38H35L34 35ZM98 36V35H97ZM125 36V35H124ZM128 36V35H127ZM132 36V35H131ZM164 36V34L162 35ZM261 36V35H260ZM263 36V35H262ZM6 37V38H5ZM24 37V36H22ZM66 37V36H63ZM60 37V38H63ZM100 37V36H99ZM133 37V36H132ZM230 37V35L228 36ZM17 38V37H16ZM137 38V37H136ZM227 38V36H226ZM14 39V38H12ZM20 39V38H19ZM22 39V38H21ZM102 39V38H101ZM113 39V38H112ZM131 39V38H130ZM143 39V38H142ZM145 39V38H144ZM152 39V38H151ZM150 39V41H151ZM231 39V38H230ZM11 40L10 37L8 39H6V41ZM84 40V39H83ZM115 40V37H114ZM111 40V41H114ZM120 39H118L119 41ZM146 40V39H145ZM184 40V39H183ZM190 40V39H187ZM185 40V41H187ZM235 40V39H234ZM260 39H257V41ZM17 41V40H16ZM52 41V40H51ZM57 41V40H56ZM92 41V40H91ZM117 41V40H116ZM114 41V42H116ZM128 41V40H127ZM184 41V43H186ZM229 41V40H228ZM237 40H235L236 42ZM12 42V41H11ZM22 42V41H20ZM29 42V41H28ZM101 42V41H98ZM134 42V41H133ZM152 42V41H151ZM256 42V40H255ZM10 43V42H9ZM14 43V42H13ZM23 43V42H22ZM22 43H20L21 45H23ZM31 43V42H30ZM29 43V44H30ZM120 43V42H117ZM132 43V42H131ZM153 43V42H152ZM210 43V42H209ZM257 43V42H256ZM12 44V43H11ZM17 44H19L17 42ZM52 44L55 46L56 44L52 41ZM115 44V43H114ZM155 45V43H153ZM264 44V43H263ZM10 45V44H9ZM16 45L13 44V47ZM20 45V46H21ZM31 45V44H30ZM46 45V44H45ZM44 45V46H45ZM257 45H259V43H257ZM12 46V45H11ZM18 46V45H16ZM18 47L16 49L21 50L23 49V47H21L20 49ZM24 46V45H23ZM51 46V43H50ZM103 46V45H102ZM121 46V45H119ZM126 47V45H124ZM156 47L159 45H155ZM176 46V45H175ZM184 46V45H183ZM260 46V45H259ZM9 48L10 50L13 48ZM53 47V46H52ZM160 47V46H159ZM179 46H177L178 48ZM257 47V46H256ZM59 48V47H58ZM106 45H105V49H106ZM8 49V50H9ZM14 49V48H13ZM40 50L39 46L37 48V50ZM132 49V48H129ZM134 49V48H133ZM136 49V48H135ZM143 49V48H141ZM150 50L149 48H144V50ZM162 49V48H161ZM181 48H178V50H180ZM239 49V48H238ZM4 52H7V51ZM24 50V49H23ZM22 50V52H23ZM59 50V49H58ZM107 50V49H106ZM176 50V49H175ZM233 50V49H231ZM252 50V49H251ZM17 51V50H16ZM14 51V52H16ZM27 51V50H25ZM32 51V50H31ZM42 51V50H41ZM152 52V50H150ZM154 51V49H153ZM157 52H161L164 54V51H158ZM163 51V52H162ZM171 51V50H170ZM235 51V50H234ZM255 51V49H254ZM252 51V52H254ZM3 52V53H4ZM13 52V51H12ZM21 52V53H22ZM114 52V50H113ZM148 52V51H147ZM166 52V50H165ZM175 52V51H174ZM181 51H179L180 53ZM251 52V51H250ZM9 53V52H7ZM34 53V52H33ZM32 53V54H33ZM73 53V52H72ZM172 53V52H171ZM170 53V54H171ZM233 55V52H231ZM255 53V52H254ZM27 54V53H26ZM31 54V53H30ZM54 54H56L54 52ZM107 54V53H106ZM169 54V52H168ZM0 55H3L2 52H0ZM6 55V54H5ZM13 55V54H12ZM51 55V54H50ZM53 55V54H52ZM51 55V58H52ZM177 55V54H176ZM8 57V55H6ZM36 56V55H35ZM47 56V54H46ZM179 56V55H178ZM230 56V55H229ZM3 56H0V59ZM5 57V58H7ZM30 59V56H28ZM55 56L53 55V58ZM184 57V56H183ZM243 56H241L242 58ZM63 58V57H61ZM67 58V56H66ZM70 58V57H69ZM166 58V57H165ZM230 58V57H228ZM240 58V57H239ZM238 58V59H239ZM244 58V57H243ZM255 58V56H254ZM262 58V57H261ZM260 58V59H261ZM9 59V58H8ZM7 59V60H8ZM15 59H18V57H16ZM28 59V58H27ZM28 59V60H29ZM55 59V58H54ZM83 59V56H82ZM93 59V58H91ZM164 60V57L162 58ZM256 59V58H255ZM4 60V59H1ZM0 60V61H1ZM21 60V58L19 59ZM59 60V59H58ZM65 59H63L64 61ZM68 60V59H67ZM73 60V59H72ZM87 62L88 60L85 59ZM244 60V59H242ZM258 60V59H257ZM264 60V59H263ZM26 61V60H25ZM62 61V59H61ZM180 61V60H178ZM227 61V59H226ZM235 61V60H234ZM246 61V59L244 60ZM243 61V62H244ZM11 61H8V63ZM27 62V61H26ZM29 62V61H28ZM52 65L54 66L56 61H51ZM166 62H168V59H166ZM227 62H230L227 61ZM248 62V61H247ZM7 63V64H8ZM16 64H18V62L15 61ZM237 63V62H236ZM245 63V62H244ZM256 63V61L254 62ZM15 64V65H16ZM167 64V63H166ZM247 64V63H246ZM13 65V64H12ZM63 65V64H62ZM174 65V64H173ZM234 65H236L234 63ZM99 66V65H98ZM167 66V65H166ZM172 66V65H171ZM170 66V67H171ZM228 66V65H227ZM69 67V66H68ZM169 67V66H168ZM169 67V68H170ZM215 67V66H214ZM213 67V68H214ZM225 67V66H224ZM233 67V65H232ZM246 67V65H244V68ZM262 67V66H261ZM1 68V67H0ZM231 68V67H230ZM242 68V67H241ZM243 68V70H244ZM253 68V67H251ZM263 68V67H262ZM40 69V68H39ZM99 69V68H96ZM152 69V68H151ZM168 69V68H167ZM233 69V68H232ZM231 69V71H232ZM14 70V69H13ZM64 70V69H63ZM78 70V68H77ZM77 70L75 72H77ZM150 70V69H149ZM170 70V69H169ZM215 70V69H214ZM227 70V69H226ZM225 70V71H226ZM229 70V69H228ZM227 70V71H228ZM56 71L55 69L53 70V72ZM67 71V70H66ZM104 71V70H103ZM189 72V70H187ZM239 71V70H238ZM21 72V71H20ZM45 72V70H44ZM92 72V71H91ZM195 72V71H194ZM2 74V72H0ZM93 79L87 84L89 85L87 87V85L85 86L86 83H84V79H77L74 81H69L66 80L64 81L61 85L59 86H55L54 88L51 87L48 90H38V89H33V88H20L18 94H15L19 96L20 98V103L18 104V107L15 109V115L20 114L22 112H27V117H23L26 118L27 120L25 121L24 124H26V129L24 128V132H22L23 130L20 129V132H22L23 138L24 140H26L28 142V146L30 148V152L32 153V155L34 157H36L37 159H40L43 164L44 167L46 168V170L49 171L50 173V181L47 183H40L39 181L35 180V181H31L29 178L23 176L22 175L6 182L5 185L10 186V188L12 189L11 191L6 190L5 185H3L0 182V264H98L96 262L93 261V259H98L99 260V264H169L168 263V258L170 257V255L176 254L178 252L181 251H188L190 253V264H203L204 259L207 257V254L209 252H207V249L209 246H211L213 243L216 244V242H213L214 240H217V237L219 235V233H222V230L225 231L226 227L224 228L223 225H221V220L222 218H225L223 214H218L215 212L213 214H210L208 211L209 215H202L201 212L200 213H196L194 209H190L187 211V213L182 217L181 221H177V223L175 222V217L173 215H169L167 212H163V216L161 218V220L155 225L152 223H149L150 221L146 220V210L148 209H144L141 210L138 209L136 212V215L134 216L133 220H134V225L130 226L129 224H126L122 219H119L115 214H113L110 210H112V206L119 204V203H126L128 201H132L134 202L135 200H144V202H146V153H147V149H146V137L145 136H139L138 133L135 131L134 128H132L130 125L129 126H124V128H122V126H116L115 127V131H117L119 133L120 138H122L129 146H130V150L134 153V155L140 160V165L141 167L145 170V173L141 174L140 177L136 178L135 180L132 179V177L129 175V177H131L130 179H127L126 181H122L119 179V177H117L114 173V168H110L108 166L105 165H100L98 164H87V162L91 159H100L104 156H111L113 157L115 154L114 151L112 150H108L104 147L103 144H101L99 141L96 140L95 136L91 133H89V128L86 129L82 126H78L75 127V122L70 119L69 116V111L70 112H75V113H82L85 114L86 112L84 110H88V108L90 109H95V111L97 112V115L95 118H101L103 119L104 122H106V120H109L110 118H113L114 115H112L110 112L112 110H117L118 116L120 115H126L128 112H131L135 107L141 106L143 105L142 103H140V99L136 98V95H134L132 92H128L127 90L123 89L121 91V93H119V95L116 96H112L113 94H109V97L103 94L102 95V90L101 87H105L107 84L106 82V78L104 76V74H100L98 71H93ZM170 73V72H169ZM168 73V74H169ZM231 73V72H230ZM239 73V72H237ZM3 74L5 75V72L3 71ZM2 74V75H3ZM7 74V73H6ZM61 74L65 75V78H67V73L66 72H62ZM171 74V73H170ZM191 74V72H190ZM198 74V72H197ZM242 74V72H241ZM254 75V72L252 73ZM9 75V74H7ZM13 75V74H12ZM11 75V76H12ZM17 75V73H16ZM16 75H13L16 77ZM33 75V74H32ZM37 75V74H36ZM174 75V74H173ZM12 76V77H13ZM31 76V75H30ZM47 76H49L47 74ZM51 76V75H50ZM49 76V77H50ZM72 75H70L71 77ZM152 76V75H151ZM156 76V75H155ZM180 76V75H179ZM178 76V78H179ZM193 76H196L193 74ZM192 76V77H193ZM232 76V75H231ZM263 76V74H262ZM261 76V77H262ZM3 77V76H2ZM12 77H4L3 80H0V94L4 93L5 91L8 90V86L11 84L12 81ZM22 77V76H21ZM38 77V76H37ZM41 77V74L40 76ZM69 77V78H70ZM73 77V76H72ZM170 77H173L170 75ZM199 77V75H198ZM216 77V76H215ZM219 77V75H218ZM249 77V76H248ZM253 77V76H252ZM256 77V75L254 76ZM253 77V78H254ZM259 77V76H258ZM259 77L261 80L262 78ZM25 78H29L26 77ZM44 79H47V77H41ZM51 79L54 78V76L50 77ZM49 78L50 81H53ZM74 79L76 77H73ZM182 78V75H181ZM188 78V77H187ZM201 78V77H200ZM257 78V77H256ZM1 79V78H0ZM153 79V78H152ZM186 79V78H185ZM14 80V77H13ZM30 80V79H29ZM165 80H168L165 79ZM183 80V79H182ZM193 81H195L196 79H192ZM247 80H249L247 78ZM246 80V81H247ZM27 81V80H26ZM59 80H55V82H57ZM199 81V80H196ZM255 81V80H254ZM61 82V79H60ZM59 82V83H60ZM180 82L181 79H180ZM185 82H188L187 80ZM258 82V79L257 81ZM58 83V82H57ZM166 83V82H165ZM172 83V82H171ZM178 83V82H177ZM184 83V82H183ZM194 83V82H193ZM196 83V82H195ZM198 83V82H197ZM196 83V85H197ZM260 83V82H258ZM186 83H184L185 85ZM189 84H191L190 80H189ZM199 84H203L202 81ZM198 84V85H199ZM245 84V83H244ZM261 84V83H260ZM165 85V84H164ZM178 85V84H177ZM188 85V84H187ZM204 85V84H203ZM28 86V84H27ZM166 86H169L166 85ZM181 86V85H180ZM195 86V85H194ZM263 86V85H262ZM29 87V86H28ZM88 89H87V88ZM170 87V86H169ZM169 87H165V88H169ZM182 87V86H181ZM180 87V88H181ZM7 88V89H6ZM10 88V86H9ZM134 88V87H133ZM187 88V86H186ZM196 88V86H195ZM192 88H190V90H192ZM206 89V88H204ZM261 89V88H260ZM105 90V89H104ZM136 90V89H135ZM186 91L188 89H185ZM188 90V91H190ZM109 92L112 90H108ZM138 91V90H136ZM193 91V90H192ZM200 91V90H198ZM258 91V90H257ZM113 92V91H112ZM144 92V91H143ZM191 92V91H190ZM210 93V91H208ZM219 92V91H217ZM261 92V91H260ZM111 93V92H110ZM114 93V92H113ZM195 94V92H193ZM201 93V91L199 92ZM204 93V92H203ZM215 94H217L216 92H214ZM213 93V94H214ZM5 94V93H4ZM137 94V93H136ZM166 94V93H165ZM180 94V93H179ZM185 94V93H183ZM206 94V93H205ZM212 94V95H213ZM214 94V95H215ZM218 94H221L220 92ZM190 95V93L188 94ZM197 96H195L196 98L198 97V93L196 94ZM202 95V94H201ZM164 96V95H163ZM181 96V95H180ZM183 96V95H182ZM187 96V95H186ZM206 96V95H205ZM220 96V95H219ZM222 96V95H221ZM117 97V99H116ZM177 97V96H176ZM188 97V96H187ZM206 96L204 99L207 100ZM223 97V96H222ZM264 97V96H263ZM181 98V97H180ZM199 98V97H198ZM224 98V97H223ZM154 99V97H153ZM178 99V98H177ZM200 99V98H199ZM13 100V99H12ZM15 100V99H14ZM120 100V101H119ZM167 100V99H166ZM170 100V99H169ZM198 99H195V101ZM201 100V99H200ZM119 101V103H117ZM172 101L176 103L177 100H173ZM182 101V99H181ZM194 101V100H193ZM199 101V100H198ZM208 101V100H207ZM211 101V100H210ZM209 101V102H210ZM227 101V100H226ZM145 102V101H144ZM179 102V100L177 101V103ZM183 105L186 104L184 103L185 101H182ZM179 102V103H182ZM208 102V103H209ZM157 103V101H156ZM170 103V102H169ZM168 103V104H169ZM178 103V104H179ZM200 103V102H199ZM204 103H206L205 101L203 102V106ZM207 103V104H208ZM262 103V102H261ZM140 104V105H139ZM149 104V103H148ZM164 104V103H161ZM173 104V103H172ZM219 104V103H218ZM12 105V104H11ZM157 105V104H156ZM165 105V104H164ZM181 105V104H179ZM191 105V104H190ZM193 105V104H192ZM191 105V107H192ZM198 105V104H197ZM212 105V104H211ZM220 105V104H219ZM159 105H157L158 107ZM163 106V105H161ZM160 106V107H161ZM167 106V105H166ZM175 107H178L176 105H174ZM214 107V105H212ZM171 107V106H170ZM188 107V106H187ZM216 107V106H215ZM214 107V108H215ZM221 107V106H220ZM261 107V106H260ZM14 108V107H12ZM11 108V109H12ZM156 108V107H155ZM155 108L153 110H155ZM179 108V107H178ZM190 108V107H189ZM213 108V109H214ZM263 108V107H262ZM92 109V110H93ZM151 108H149L150 111ZM158 109H160L158 107ZM172 109V108H171ZM181 109V108H180ZM191 109V108H190ZM198 109V108H197ZM203 109V108H202ZM207 109V106H206ZM218 109V108H217ZM220 109V108H219ZM5 110V109H4ZM166 110V109H165ZM173 110V109H172ZM183 110V109H182ZM187 111V109H185ZM211 110V109H210ZM215 110V109H214ZM212 110V111H214ZM254 110V108L252 109ZM262 110V109H261ZM178 111V110H176ZM181 111V110H180ZM219 114L221 113L220 110ZM218 111L216 110V114L218 113ZM241 112H244L242 110H240ZM90 112V111H89ZM93 112V111H92ZM113 112V111H112ZM155 112V111H154ZM248 111H245V113ZM251 112V111H250ZM249 112V113H250ZM2 113V112H1ZM176 113V112H175ZM180 113V112H179ZM188 113V112H187ZM245 113L241 114V116L245 115ZM264 113V112H262ZM30 114V115H29ZM96 114V113H94ZM148 114V113H147ZM164 114V113H163ZM172 114V113H171ZM215 114V113H214ZM215 114V115H216ZM217 114V115H219ZM2 117H0V175L3 174L5 171H12V172H20L17 169V166L19 164H23V159L21 161V153L23 152H19L17 149V145H13L12 141L15 139L16 135V129L18 128L19 122L17 123L15 120V122H9V119L7 120L5 117H3L4 115L1 114ZM14 115V117H15ZM93 115V114H92ZM156 115V114H155ZM160 115V114H159ZM186 115V114H185ZM194 115V114H192ZM191 115V116H192ZM210 115V114H209ZM208 115V116H209ZM214 115V116H215ZM221 115V114H220ZM223 115V114H222ZM226 115V114H225ZM239 115V114H238ZM252 115V112L250 113V117ZM116 116V115H115ZM166 116V115H165ZM178 116V115H177ZM200 116V115H199ZM212 116L211 119L214 117ZM240 116V117H241ZM157 117V115H156ZM155 117V119H156ZM162 117V114H161ZM202 117V116H200ZM199 117V118H200ZM216 117V116H215ZM214 117V120L217 118ZM222 117V116H221ZM239 117V116H238ZM238 117H236L235 119H238ZM10 118V117H9ZM131 118V116H130ZM164 118V117H163ZM173 118V117H172ZM209 118V117H208ZM207 118V119H208ZM220 118V117H219ZM242 118V117H241ZM247 118V117H246ZM20 119V118H19ZM146 114H142L140 116H137L138 121L141 122V124H146ZM179 119V116L178 118ZM176 119V120H177ZM185 119V118H184ZM193 119L190 117L189 121ZM206 119V120H207ZM252 119V117H251ZM250 119V120H251ZM11 120V119H10ZM71 121L69 123H73L71 124L74 125V127L70 128V132L71 134H69L66 137V141L67 143L65 145L61 146H55L54 144V148H51L47 151L44 152V150L42 149V145L45 144L43 141L45 136L43 137V133L44 131H46L47 128H49L51 125H53L54 122H68ZM87 120L90 121L94 126V130H96V128H98V126L102 123V121H98L92 118L87 117ZM162 120V119H161ZM196 120L197 119H193ZM210 120V119H209ZM213 120V121H214ZM245 120V119H244ZM243 120V121H244ZM248 120V119H247ZM249 120V122H250ZM18 121V120H17ZM24 121V120H23ZM110 121V120H109ZM185 121V120H184ZM179 121L181 122H184ZM188 120H186L187 123ZM226 121V120H225ZM246 121V120H245ZM242 124H247L245 127L248 128V122H245ZM81 122V121H80ZM103 122V123H104ZM111 122V121H110ZM155 123V121L152 120V123ZM158 122V121H157ZM175 122V121H174ZM206 122V121H205ZM220 122V121H218ZM239 122V121H238ZM55 125L57 126L58 124ZM88 123V122H87ZM112 123V122H111ZM164 123V122H163ZM173 123V122H171ZM195 123V122H194ZM193 123V124H194ZM197 123V122H196ZM204 124V122H202ZM207 123V122H206ZM213 123V122H212ZM221 125L224 124L225 122H220ZM120 124V122H119ZM138 124V123H137ZM135 124V126L137 125ZM175 124V123H174ZM188 124V123H187ZM192 124V123H190ZM189 124V125H190ZM211 124V122H210ZM219 124V123H218ZM216 124V125H218ZM241 124V123H240ZM251 124V123H250ZM106 125V124H105ZM108 125V124H107ZM139 125V124H138ZM181 125V124H180ZM206 125V124H205ZM214 126V128H216V126L214 124H212ZM210 125V126H212ZM264 125V124H263ZM86 126V125H85ZM91 126V127H93ZM156 126V125H154ZM187 126V125H184ZM195 126V125H194ZM209 126V125H208ZM206 126V127H208ZM226 127V124L224 125ZM250 126V125H249ZM89 127V126H87ZM106 127V126H105ZM104 127V128H105ZM114 127V126H113ZM126 127V128H125ZM173 127V126H172ZM176 127V126H175ZM221 127V126H220ZM224 127V128H225ZM238 127V125L236 126ZM240 127V125H239ZM264 127V126H263ZM101 128V127H100ZM103 128V127H102ZM112 128V127H110ZM174 128V127H173ZM179 128V127H178ZM182 128V127H180ZM196 128H198L196 126ZM218 128V127H217ZM23 129V128H22ZM99 129V128H98ZM187 129V128H186ZM210 129L212 130V127H210ZM221 129V128H220ZM238 129V128H237ZM244 130V128H242ZM246 129V128H245ZM49 130V129H47ZM178 130V129H177ZM201 130V129H200ZM217 130V129H216ZM239 130V129H238ZM99 131V130H97ZM155 131V130H154ZM175 131V129H174ZM187 132V130H185ZM184 131V132H185ZM196 131V130H195ZM214 131V130H212ZM224 131V130H223ZM221 131V132H223ZM242 131V130H241ZM252 131V130H251ZM158 132V131H157ZM180 132V131H178ZM182 132V131H181ZM180 132V133H181ZM185 132V134H186ZM202 132V131H200ZM211 132V131H210ZM217 132V131H216ZM219 132V130H218ZM69 133V132H68ZM188 133V132H187ZM199 133V132H198ZM203 133V132H202ZM201 133V134H202ZM213 133V132H212ZM211 133V134H212ZM215 133V131H214ZM213 133V134H214ZM149 134V133H148ZM179 134V133H178ZM209 134V133H208ZM241 136L242 132L240 133ZM248 134H250L248 132ZM150 135V134H149ZM210 135V134H209ZM248 136L246 133H244V136ZM53 136V135H52ZM205 136V135H204ZM216 136V135H214ZM264 136V135H263ZM48 138H50V136H47ZM185 137V136H184ZM189 137V136H187ZM239 137V136H238ZM255 137V136H254ZM261 137V136H259ZM47 138V139H48ZM190 138V137H189ZM196 138V136L194 137ZM202 138V137H201ZM200 138V140H201ZM253 139V137H251ZM156 139V138H155ZM173 139V138H172ZM183 139V138H182ZM203 139V138H202ZM219 139V138H218ZM224 139V138H222ZM235 139H237V137H235ZM245 139V138H243ZM242 139V142H243ZM250 139V138H249ZM264 139L263 137L260 139L262 140ZM108 140V139H107ZM148 140V139H147ZM152 140V139H151ZM157 140V139H156ZM179 140V139H178ZM192 140V138H191ZM198 140V138H197ZM216 140V139H215ZM214 140V141H215ZM221 140V139H219ZM225 140V139H224ZM257 140V139H256ZM118 141V140H117ZM116 141V143H117ZM143 141H145L143 143ZM185 141V140H184ZM199 141V140H198ZM246 141V140H245ZM251 141V139H250ZM46 142V141H45ZM52 142H54L52 140ZM120 144L121 143V139H120ZM118 142V143H119ZM150 143V145L152 146L151 149L154 147V143L151 144V141H148ZM211 142V141H209ZM213 142V141H212ZM233 144L238 145L239 143H241V141H239V143H235V141H232ZM237 142V141H236ZM51 143V142H50ZM159 143V142H158ZM155 146V148H157L158 146ZM182 143V142H181ZM184 143V142H183ZM186 143V141H185ZM184 143V144H185ZM215 144V142H213ZM212 143V144H213ZM118 144V146L120 145ZM183 144V145H184ZM188 144V142H187ZM200 144V143H198ZM213 144V145H214ZM46 145V144H45ZM52 147V143L50 144ZM60 145V143L58 144ZM115 145V144H114ZM147 145H149L147 143ZM178 145V144H176ZM190 145V143H189ZM188 145V147H189ZM217 145V144H216ZM171 146V145H170ZM180 146V144H179ZM195 145H192V147ZM211 146V145H210ZM48 147L50 148V146L48 145ZM121 147V145H120ZM119 147V148H120ZM123 147V146H122ZM121 147V149H122ZM125 147V146H124ZM196 147V146H195ZM22 148V147H20ZM118 148V149H119ZM127 148V147H125ZM181 148V147H179ZM185 148V147H184ZM194 148V147H193ZM197 148H199V145L197 146ZM217 148V147H214ZM222 148V147H221ZM124 149V148H123ZM169 149V148H168ZM172 149V148H171ZM178 149V148H177ZM192 149V148H191ZM223 149V148H222ZM153 150H155L153 148ZM152 150V151H153ZM157 150V149H156ZM170 150V149H169ZM168 150V151H169ZM187 150V148H186ZM193 150V149H192ZM206 150V149H203ZM214 150V149H212ZM228 150V148L226 149V151ZM120 151V149H119ZM123 151V150H122ZM128 151V150H126ZM151 151V152H152ZM164 151V150H163ZM167 151V150H165ZM173 151V150H172ZM183 151V150H182ZM190 151V150H189ZM195 151V150H193ZM210 151V150H209ZM222 151V150H220ZM225 151V149H224ZM224 151H222V153H224ZM240 151V150H239ZM242 151V150H241ZM257 151V150H256ZM121 152V151H120ZM184 152V151H183ZM198 152V151H197ZM197 152H195V154H198ZM208 152V150L206 151ZM245 152V151H244ZM243 152V153H244ZM153 153H155L153 151ZM164 153V152H161ZM193 153V152H192ZM229 154V152H227ZM251 153V152H250ZM253 153V152H252ZM149 154V153H148ZM147 154V155H148ZM158 154V152H157ZM174 154V153H173ZM191 154V153H190ZM206 154V153H205ZM226 154V153H225ZM235 154V153H234ZM23 155V154H22ZM159 155V154H158ZM157 155V156H158ZM161 155V154H160ZM170 155V154H169ZM169 155L167 157H169ZM175 156H177V154H174ZM184 155V153H183ZM186 155V154H185ZM188 155V154H187ZM192 155V154H191ZM199 155V154H198ZM209 155V153H208ZM216 155V154H214ZM252 155V154H251ZM249 155V159L250 156ZM254 155V153H253ZM264 155V154H263ZM24 156V155H23ZM123 156V155H122ZM151 157V155H148V157ZM154 156V154L152 155ZM172 156V155H171ZM170 156V157H171ZM201 156V155H200ZM203 157H206L204 155H202ZM220 156V155H219ZM128 157V156H127ZM164 157V156H163ZM193 157V156H192ZM208 157V156H207ZM216 157H218L216 155ZM222 157V156H221ZM24 158V157H23ZM191 158V157H190ZM211 158V157H209ZM243 158V157H242ZM255 158V157H254ZM122 159V158H121ZM129 160V158H126ZM163 159V158H162ZM173 159V158H172ZM180 159V158H179ZM182 159V158H181ZM186 159V158H184ZM246 159V158H245ZM256 159V158H255ZM127 160V162H128ZM137 160V159H136ZM187 160V159H186ZM196 160V159H195ZM194 160V161H195ZM202 160V159H201ZM223 160V159H221ZM248 160V157L247 159ZM252 160V159H251ZM263 160V159H262ZM190 161V160H189ZM192 161V160H191ZM199 161V160H198ZM205 161V160H204ZM218 161L217 159L215 160V162ZM249 161V160H248ZM247 161V162H248ZM257 161V160H256ZM36 162V161H35ZM34 162V163H35ZM137 161H135L134 163H136ZM182 162V161H181ZM180 162V163H181ZM188 162V161H187ZM197 161L193 162L196 163ZM206 162V161H205ZM232 162V161H231ZM184 163V162H182ZM190 163V162H189ZM219 164L222 162H218ZM217 163V164H218ZM252 163V162H251ZM258 163V162H257ZM163 164V163H162ZM171 164V163H170ZM169 164V165H170ZM186 164V163H184ZM192 164V163H191ZM207 164V162H206ZM225 164V163H224ZM231 164V163H230ZM229 164V166H230ZM236 164V163H235ZM233 164V165H235ZM25 165V164H24ZM40 165V164H39ZM138 165V166H140ZM188 165V164H187ZM203 165V162H202ZM241 165V164H240ZM243 165V164H242ZM256 165V164H255ZM258 165V164H257ZM41 166V165H40ZM134 168V165H132ZM149 166V164H148ZM155 167L158 165H154ZM177 166V164H176ZM263 167V165H260ZM23 167V166H22ZM20 167V168H22ZM160 167V166H159ZM175 167V166H174ZM186 167V166H185ZM188 167V166H187ZM205 167V164H204ZM258 167V166H257ZM138 167H136L137 169ZM152 168V167H151ZM164 168V167H163ZM219 168V167H218ZM248 168V167H247ZM264 168V167H263ZM23 169V168H22ZM187 169V168H186ZM222 169V168H221ZM250 169V168H248ZM158 170V169H156ZM175 171V168L173 169ZM172 170V171H173ZM253 172V169H251ZM255 170V169H254ZM259 171V167L257 169ZM127 171V170H126ZM129 171V170H128ZM127 171V172H128ZM153 171V170H152ZM173 171V172H174ZM250 171V170H249ZM260 171H262L260 169ZM89 172V173H88ZM176 172V171H175ZM184 172V171H183ZM219 172V171H218ZM222 172V171H221ZM223 172H225L223 170ZM231 172V171H230ZM256 172V171H255ZM16 173V172H15ZM14 173V174H15ZM41 173V172H40ZM192 174V172H190ZM190 173L188 174L187 171L185 174L190 175ZM194 173V172H193ZM232 173V172H231ZM230 173V174H231ZM235 173V172H233ZM237 173V172H236ZM260 173V172H259ZM263 173V171H262ZM19 174V173H18ZM127 174V173H126ZM148 174H151L150 171ZM162 174L163 172L160 171V169L158 170L155 178L151 179L153 180V183L155 185L157 184H162ZM183 174V173H182ZM202 174V173H201ZM204 174V173H203ZM221 174V173H220ZM242 174H244L242 172ZM261 174V173H260ZM169 174V179L170 178ZM187 175V176H188ZM193 175H196L193 174ZM192 175V176H193ZM234 175V174H233ZM240 175V174H239ZM263 174H261L262 177ZM34 176H36L34 174ZM138 176V175H137ZM177 176V175H176ZM191 176V177H192ZM203 175H201L202 177ZM206 176V175H205ZM208 176V175H207ZM235 176V175H234ZM238 176V175H236ZM241 176V175H240ZM247 176V175H245ZM260 176V175H258ZM179 177V176H177ZM243 177V176H242ZM251 177V176H250ZM186 178V177H185ZM188 179V177H187ZM187 179L185 181H187ZM192 179V178H191ZM189 178V180H191ZM204 179V178H203ZM207 179V178H206ZM258 179V178H257ZM184 180V179H182ZM230 181L232 180L231 178L229 179ZM228 180V181H229ZM244 180V179H243ZM260 180V179H259ZM167 181V180H166ZM165 181V182H166ZM176 181V180H175ZM184 181V182H185ZM264 181V180H262ZM78 182H81L82 189H77L74 187V185ZM126 182V183H125ZM168 182V181H167ZM216 182V181H215ZM214 182V183H215ZM220 182V181H219ZM150 184L152 182H147V184ZM169 183V182H168ZM168 183H164V184H168ZM179 183V182H176ZM186 183V182H185ZM188 184L190 182H187ZM186 183V184H187ZM206 183V182H205ZM213 183V181H212ZM220 183L223 184V182L221 181ZM148 184V185H149ZM153 184V185H154ZM163 184V186H164ZM171 183H169L170 185ZM184 184V185H186ZM209 184H211V182H209ZM126 185V187L129 188V191H127L126 193L123 192L121 190V187ZM173 185V184H171ZM170 185V186H171ZM197 187L198 184H196ZM225 185V183L223 184ZM230 185V184H229ZM177 186V185H176ZM189 185H186V187ZM195 186V185H193ZM208 186V185H207ZM155 187V186H154ZM178 187V186H177ZM212 187V186H211ZM75 188V189H74ZM152 188V187H151ZM165 188V187H164ZM163 188V189H164ZM168 188V187H167ZM176 188V187H175ZM192 188V187H191ZM202 188V187H201ZM200 188V189H201ZM177 189V188H176ZM199 189V188H198ZM188 191V188L186 189ZM154 191V189H153ZM171 191V190H170ZM186 191V192H187ZM128 192L131 193V196L128 194ZM157 192V191H156ZM172 192V191H171ZM201 192V191H199ZM151 193V192H150ZM153 193V192H152ZM260 193V192H259ZM149 194V193H148ZM197 194V193H196ZM202 194V193H201ZM262 194V193H261ZM136 195V197L132 199V197ZM154 195V194H153ZM189 195V194H187ZM260 195V194H259ZM156 196V195H155ZM190 196V195H189ZM205 196V195H203ZM203 196H201V198L203 199ZM149 197V196H148ZM191 197V196H190ZM198 197V196H197ZM208 197V196H207ZM206 197V198H207ZM261 197V195H260ZM92 198L94 199H101L103 201L104 204H106L108 206V210L107 212H103L102 209H98L97 207L94 206ZM156 198V197H154ZM153 198V199H154ZM193 198V197H192ZM149 199V198H147ZM152 199V198H150ZM151 202H155V201ZM195 199V198H193ZM201 199V200H202ZM209 200L212 198H208ZM199 200V199H198ZM200 200V201H201ZM204 200V199H203ZM260 200V199H259ZM259 200H257L259 202ZM262 200V197H261ZM264 200V199H263ZM215 201V199H214ZM219 201V200H218ZM234 201V200H233ZM149 202V201H147ZM195 202H198L197 200ZM202 202V201H201ZM143 203V202H142ZM150 203V202H149ZM148 203V204H149ZM185 203V202H184ZM194 203V202H193ZM208 203V202H207ZM210 203V201H209ZM238 203V202H236ZM240 203V202H239ZM261 203V202H259ZM141 204V203H140ZM153 204V203H152ZM151 204V205H152ZM204 205V202L202 203ZM211 204V203H210ZM214 204V203H213ZM142 205V204H141ZM165 206H167L166 204H164ZM195 205V204H194ZM199 205L196 203V206ZM217 205V204H216ZM242 206V204H238V207L240 208V206ZM262 205V204H261ZM144 206V205H143ZM190 206V205H189ZM201 206V205H200ZM206 206V205H204ZM210 206V205H209ZM212 206V204H211ZM210 206V208H212ZM232 206V205H231ZM230 206V207H231ZM245 206V205H244ZM242 206V207H244ZM146 204H145V206ZM150 207V205H149ZM213 207H215L216 210V206L214 205ZM234 207H236L234 205ZM247 207V206H246ZM256 207H261L260 204L259 206ZM151 208V207H150ZM191 208V207H189ZM199 208V207H197ZM209 208V207H208ZM245 208V207H244ZM248 208V207H247ZM246 208V209H247ZM251 208V207H250ZM263 208V207H261ZM142 209V208H141ZM186 209V208H184ZM200 209H205L203 206H201ZM214 209V208H212ZM243 209V208H242ZM241 209V210H242ZM127 210V208H126ZM125 210V212H127ZM206 210V209H205ZM214 210V211H215ZM240 210V209H239ZM151 211V210H150ZM199 211V210H197ZM207 211V210H206ZM212 210H210L211 212ZM219 211V210H218ZM217 211V212H218ZM264 211V210H263ZM153 212H155L153 210ZM221 212V211H219ZM231 212V211H230ZM234 214L236 212H231V214ZM240 213V212H238ZM94 214H100L101 216L103 215L104 217H106V224L104 225L103 222L101 220H97ZM119 214V213H118ZM128 214V212H127ZM131 214V213H129ZM201 214V216L199 215ZM204 214V212H203ZM241 214V213H240ZM247 213H245L246 215ZM259 214V213H258ZM236 215V214H235ZM238 215V214H237ZM241 215H244V213H242ZM257 216V214H255ZM260 215V214H259ZM258 215V216H259ZM99 216V215H98ZM123 216V215H122ZM121 216V217H122ZM127 216V215H126ZM125 216V217H126ZM130 216V215H129ZM233 216V215H232ZM120 217V218H121ZM235 217V216H233ZM250 217V216H248ZM260 217V216H259ZM100 218V216H99ZM102 218V217H101ZM262 218H264V215L262 216ZM124 219V218H123ZM129 219V217H128ZM226 219V218H225ZM256 219V217H255ZM261 219V218H260ZM104 220V219H103ZM177 220V219H176ZM204 220V221H203ZM263 220V219H262ZM148 221V222H147ZM201 221L202 223L204 222V226H206L207 229H204L203 225L201 226ZM255 221V220H252ZM250 221V222H252ZM259 221V220H258ZM193 223V229L188 230L184 223ZM225 222V220H224ZM249 222V223H250ZM257 222V221H256ZM223 223V221H222ZM231 223V222H229ZM239 223V222H238ZM248 223V222H245ZM244 223V224H245ZM248 223V224H249ZM258 223V222H257ZM111 225L112 226V233L108 232L107 229V225ZM226 224V223H225ZM243 224V223H241ZM243 224V225H244ZM247 224V225H248ZM253 224V223H252ZM259 224V225H258ZM258 228H260L259 226L263 227V223L260 224V222L258 223ZM156 226V228H158V231L156 232V234H154V236L151 238H147L146 235H144V230L146 229V226ZM226 225H230V227L232 228L231 224H227ZM238 225V224H237ZM254 226H256L255 224H253ZM188 226V225H187ZM246 226V225H245ZM250 226V224H249ZM236 227V226H235ZM238 227V226H237ZM189 228H192L189 227ZM234 228V227H233ZM232 228V229H233ZM242 228V227H241ZM264 228V227H263ZM225 229V230H224ZM228 229V227H227ZM236 229V228H234ZM14 230L16 231V233H14ZM244 230V229H242ZM81 234L82 239L84 241L85 246H79L78 247V254H74L69 247V241L72 240L74 237H76V235ZM149 232V231H148ZM229 233H231V231H229ZM236 233V232H235ZM244 233V232H243ZM233 234V233H232ZM236 234H239L238 232ZM225 235V234H223ZM234 235V234H233ZM244 235V234H242ZM226 236V235H225ZM239 237V236H238ZM242 237V236H241ZM225 239H228L227 237ZM226 241V240H225ZM239 241H241L239 239ZM235 242V241H234ZM79 243V242H78ZM219 243V242H218ZM226 243V242H225ZM237 243V242H236ZM235 243V245H236ZM242 243V242H241ZM240 243V244H241ZM227 244V243H226ZM233 244V243H232ZM239 244V243H238ZM247 244V243H244ZM243 244V245H244ZM249 244V243H248ZM247 244V247H248ZM215 246V245H213ZM230 246V244H229ZM233 246V245H232ZM221 247V246H219ZM218 247V248H219ZM225 247V244H224ZM231 247V246H230ZM236 247V246H235ZM239 247V246H238ZM227 248V247H226ZM234 248V247H233ZM220 249V248H219ZM218 249V250H219ZM225 248H223L224 250ZM237 250V249H236ZM256 256L255 258L258 260V262H261L260 264H264V247H260V244L256 245ZM222 251V250H221ZM227 253V252H226ZM210 255V253H209ZM230 255V254H229ZM228 256V253H227ZM254 256L253 255H249L247 256L246 260H245V264H252V258ZM209 258V257H208ZM214 258V257H212ZM205 263V261H204ZM208 264V262H207ZM213 264V261H212ZM243 264V263H240Z\"/></svg>", "mask_w": 264, "mask_h": 264}]
</instances>
